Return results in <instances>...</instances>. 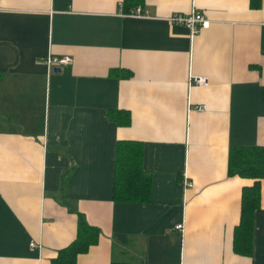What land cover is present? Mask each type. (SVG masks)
Here are the masks:
<instances>
[{
    "label": "crops",
    "instance_id": "1",
    "mask_svg": "<svg viewBox=\"0 0 264 264\" xmlns=\"http://www.w3.org/2000/svg\"><path fill=\"white\" fill-rule=\"evenodd\" d=\"M192 11V38L166 21ZM121 141L141 145L145 202L113 201ZM231 147L264 148V0H0V264H49L76 213L99 237L75 264H264V179L233 251L252 180L227 176Z\"/></svg>",
    "mask_w": 264,
    "mask_h": 264
},
{
    "label": "trees",
    "instance_id": "2",
    "mask_svg": "<svg viewBox=\"0 0 264 264\" xmlns=\"http://www.w3.org/2000/svg\"><path fill=\"white\" fill-rule=\"evenodd\" d=\"M259 0H249V6L257 7ZM122 124H128L126 113ZM116 115V114H115ZM141 145L137 142L121 141L115 147L113 174V201L145 202L148 195L149 178L141 169ZM227 176H237L252 180V184L241 189L240 214L233 231V251L247 255L251 246L252 221L259 207V182L264 179V148L231 147L227 154ZM64 182V178L61 179ZM99 231L86 224L83 216L76 213L74 240L59 250L49 264H75L77 255L85 253L97 243ZM110 264H128L111 262Z\"/></svg>",
    "mask_w": 264,
    "mask_h": 264
},
{
    "label": "built area",
    "instance_id": "3",
    "mask_svg": "<svg viewBox=\"0 0 264 264\" xmlns=\"http://www.w3.org/2000/svg\"><path fill=\"white\" fill-rule=\"evenodd\" d=\"M129 17L141 18L146 16V13L136 8L132 11H129L127 14ZM166 21L169 24H176L185 27L188 30L189 36L192 38L196 36L201 30L205 29L208 26V21L200 13L190 12L188 14H178L172 13L166 17ZM72 63V59L69 56H48L44 60L45 67L48 72L53 71L54 69H60L65 66H69ZM191 77L188 78V86H204L206 85V80L202 77ZM192 111L201 112L203 106H197L191 108ZM190 187V184H186ZM180 226H177L176 229H179ZM33 243L30 244V247H33Z\"/></svg>",
    "mask_w": 264,
    "mask_h": 264
},
{
    "label": "water",
    "instance_id": "4",
    "mask_svg": "<svg viewBox=\"0 0 264 264\" xmlns=\"http://www.w3.org/2000/svg\"><path fill=\"white\" fill-rule=\"evenodd\" d=\"M60 71V69H54L53 72L54 73H58Z\"/></svg>",
    "mask_w": 264,
    "mask_h": 264
}]
</instances>
